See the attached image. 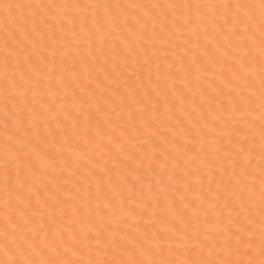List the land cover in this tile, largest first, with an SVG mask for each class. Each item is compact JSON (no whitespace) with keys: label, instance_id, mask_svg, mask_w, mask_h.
Segmentation results:
<instances>
[{"label":"snow or ice","instance_id":"1","mask_svg":"<svg viewBox=\"0 0 264 264\" xmlns=\"http://www.w3.org/2000/svg\"><path fill=\"white\" fill-rule=\"evenodd\" d=\"M0 264H264V0H0Z\"/></svg>","mask_w":264,"mask_h":264}]
</instances>
